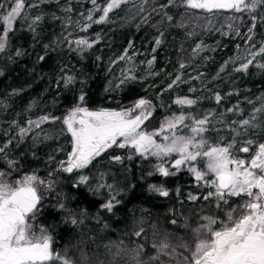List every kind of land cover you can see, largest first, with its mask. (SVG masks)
Instances as JSON below:
<instances>
[{
  "label": "trees",
  "instance_id": "obj_1",
  "mask_svg": "<svg viewBox=\"0 0 264 264\" xmlns=\"http://www.w3.org/2000/svg\"><path fill=\"white\" fill-rule=\"evenodd\" d=\"M33 2L25 0V8ZM97 2L103 4L104 0ZM162 3L166 0H149L144 7L150 10ZM65 7L72 11L66 13ZM138 7L139 0H132L110 13L108 22L94 23L82 32L75 24H66L65 18L70 15L73 21L83 24L81 14L86 15L92 8L90 0H48L30 10L31 16L43 15L36 33L28 29V22L17 19L14 31L8 35V48L0 53V145L12 139L7 157L0 158V171L9 172L7 161L13 160L14 166L3 178L8 183L32 174L45 182L50 179L55 182L51 189L45 185L38 187L41 201L32 226L37 234L42 228L51 236L53 253L66 257L72 264H136L133 254L137 246L143 245L140 259L148 260L156 254L152 243L165 236L176 248L179 260V254L189 253L178 245L182 241L192 244L193 231L207 223L203 217L225 219L224 205L217 209L214 198L203 200L209 189L202 187V182H197L187 167L163 177L155 172L154 158H142L129 148L113 146L85 169L73 173L58 171L59 162L66 161L72 150L71 134L62 120H50L23 139L17 135L16 125L26 126L28 120L36 121L43 115L62 118L81 103V94L84 95L82 106L89 110L126 109L144 98L151 101L148 130L157 129L163 120L180 115L185 117V124L193 125L194 119L211 113L204 137L212 144H227L230 120L240 119L228 110L238 106L247 115L264 98V69L254 62L246 72L235 70L249 47L243 39L252 23L247 14L221 11L212 17L209 28L204 19L209 14L192 10L200 19L189 22L186 18L185 27H175L185 13L183 6L169 8L174 19L163 23L155 13L147 23H141L142 15L147 13L137 15ZM259 14H264V9H258ZM99 15V12L95 14ZM235 16L243 19L236 20ZM153 25L164 33L155 52L154 41L159 32ZM4 27L0 23V31ZM234 29L240 35H234ZM97 36L99 41L90 49L81 51L75 44L69 47V41L81 37L94 40ZM130 42L133 49L128 50V55L133 59L119 60ZM252 42L257 47L264 42V23L259 20ZM201 44L203 50L194 54L193 49ZM17 51L22 55L17 56ZM39 56H45L44 61H39ZM257 61L264 63L260 57ZM129 74L136 79L121 83L123 75ZM177 75L184 82L169 89ZM67 76L75 78L68 87L64 84ZM215 94L221 97L219 103ZM183 97L195 103L191 106L175 103ZM253 138L264 142V127ZM239 154L251 155L233 152ZM114 155L124 157L123 163L112 161L110 157ZM194 163L198 169L204 166L200 158ZM81 175L88 177L87 183H79ZM206 179L212 180V174ZM101 184L111 185L112 189L99 187ZM150 185L164 187L169 196L151 191ZM189 193L200 198L189 200ZM114 194L119 203L107 211L102 205ZM238 200L239 197H232L228 208L238 204ZM72 218L78 223L71 224ZM172 219L177 220L176 225L171 224ZM213 227L218 229L219 224ZM141 228L142 236L136 237L134 233ZM161 259L168 264L171 258Z\"/></svg>",
  "mask_w": 264,
  "mask_h": 264
},
{
  "label": "snow or ice",
  "instance_id": "obj_2",
  "mask_svg": "<svg viewBox=\"0 0 264 264\" xmlns=\"http://www.w3.org/2000/svg\"><path fill=\"white\" fill-rule=\"evenodd\" d=\"M46 2L48 0H34L33 3L28 4L26 9L25 0H0V23L5 25L3 31H0V53L8 48V35L9 32L14 31V23L17 19L28 22V29L33 34L36 33L39 23L43 20V15L31 16L30 10L39 8L40 4ZM131 2L132 0H104L103 4H99L97 0H90L92 8L86 15L81 14L85 21L83 24L78 20L73 21L70 15L66 16L65 21L66 24H75L80 31L84 32L94 23L108 22L110 13ZM148 2L149 0H139L136 14L147 13L142 15L141 23H147L152 13L161 17L160 23L171 22L174 17L169 14L168 9L180 6L184 7L185 13L181 16L180 22L174 25L175 27H185L186 18L189 22L193 18L199 20L200 17L196 16L192 10H202L209 14L204 17L208 21L209 28L212 17L221 11L247 14L252 23L243 39L249 47L246 49L247 55L235 70L246 72L250 65H254V62L255 66L264 69V63L257 61V57L264 60V42H261L259 47L252 42L257 20L264 23V14L257 15L258 9H264V0H166V3L160 4L159 8L153 7L150 10L144 7ZM64 11L70 13L72 9L65 7ZM97 12L100 13L98 17L95 16ZM234 19L241 20L243 17L235 16ZM229 27L232 26L229 25ZM157 31L159 36L155 38L153 52L156 47L160 46L164 35L158 27ZM233 34L240 35V32L234 29ZM98 41L99 36L94 40L81 37L69 41V47L75 44L77 49L83 51L92 48ZM129 49H133L131 42L128 49H125L118 59L131 61L133 57L128 55ZM202 50L201 44L197 45L193 52L198 55ZM135 54L133 50V55ZM16 55L19 56L22 53L17 51ZM44 59L45 56L38 57L39 61H44ZM154 59L155 57L149 60L148 64L151 65ZM232 62L235 63V59ZM180 67L183 68L184 64L181 63ZM223 70L222 67L221 71ZM134 79H136L135 75H123L120 82L124 83ZM74 80L73 76H67L64 79L65 86H70ZM182 82L184 81L181 76L177 75L168 88L171 89ZM215 99L219 103L220 95L215 94ZM79 101L81 103L74 106L62 118L43 115L36 121L28 120L26 126L16 125L19 129L17 135L23 139L35 129L40 128L42 124L50 120L61 119L63 125H66V131L71 134L72 150L68 153L66 161L59 162L58 171L73 173L74 170L85 169L113 146L119 149L129 148L142 158H155L157 160L154 166L155 172L163 177L175 175L176 171L187 166V170L194 175L195 180L202 182L201 186L209 189L203 196V200L210 201L214 198L217 209H220L222 204L224 205L225 219L218 221L212 216L203 217L202 219L207 223L200 224L193 231L192 244L182 241L178 245L189 253L188 256L181 253L179 254L181 258L177 260L176 248L165 236L160 241L152 243L156 254L148 260L140 259L143 245L137 246L133 254L136 264H165L162 257L171 258L168 264H172V261H175V264H264V142L253 138L264 127V98H261L260 106L253 105L252 111L247 115L238 106L228 110L233 115H239L240 119L230 120L228 124L230 135L227 144H212L204 137L203 134L208 131L206 125L210 122L211 113L205 114L203 118L194 119L193 125L185 124L183 115L166 119L158 131L149 133L142 129L144 121L151 115V101L147 99L141 98L131 107L119 111L89 110L82 106L83 94L80 95ZM175 103L181 106H191L195 100L183 97L178 98ZM181 125L189 129L188 134H179L182 132ZM156 137H161V139L158 141ZM237 137L242 139L238 141ZM244 137L247 138L244 139ZM238 143L239 147H237ZM11 144L12 139H9L5 144L0 145V158L7 157ZM233 152L251 153V155L242 158L233 155ZM174 155L176 158L168 159ZM198 158L203 161L202 169H198L194 163ZM110 159L121 164L124 161V157L119 155L111 156ZM128 159H131V156ZM7 163L10 172L15 161L8 160ZM165 163L169 166H164ZM170 168L175 171H170ZM9 172L0 171V264H72V261L66 257L53 253L51 236L47 235L42 228L37 234L32 226V221L39 212L38 205L41 201V195L37 191L38 187L45 185L47 189H51L55 182L51 179L45 182L32 174L26 175L21 181L10 184L3 179ZM209 174L214 175L215 178L207 180L206 177ZM49 175L51 176V173ZM87 182L88 177L81 175L79 183ZM99 187L112 189L111 185L101 184ZM150 190L162 197L169 196V191L162 186L150 185ZM232 197H244V199L235 207L228 208ZM199 198L191 193L188 194L189 200L196 201ZM115 203L119 201L116 200L114 194L102 207L107 211H112ZM69 215L72 214L69 213ZM69 222L73 225L78 223L75 218L70 219ZM217 223L219 224L218 229L213 227ZM171 224L176 225L177 220L172 219ZM184 227H188L187 223ZM143 232L144 229L141 228L134 235L141 237Z\"/></svg>",
  "mask_w": 264,
  "mask_h": 264
},
{
  "label": "rangeland",
  "instance_id": "obj_3",
  "mask_svg": "<svg viewBox=\"0 0 264 264\" xmlns=\"http://www.w3.org/2000/svg\"><path fill=\"white\" fill-rule=\"evenodd\" d=\"M109 110H111V109H109ZM116 111H119V110H116ZM139 110H137V112H138ZM134 114H136V113H134ZM150 117V116H149ZM149 117H148V119L147 120H145L144 121V123H143V125H142V129L144 130V131H146V132H149V133H151V132H154V131H158L159 129H160V126L165 122V120H163V122L162 123H160L161 125H159V127L157 128V129H153V130H148L147 129V127H146V123H147V121L149 120ZM169 119H171V118H169ZM180 128L182 129V132L181 133H179V134H188L189 133V129L188 128H184V127H182V125L180 126ZM156 139L159 141L160 139H161V137H156ZM235 156H238V157H242V158H247L246 156H243V155H235ZM153 158V157H152ZM174 158H176L175 157V155L173 156V157H170V158H168L169 160H172V159H174ZM155 159V158H154ZM155 161H156V163H157V160L155 159ZM164 166H169L168 165V163H165V165ZM184 167H187V166H184ZM204 167V166H203ZM172 170H174V169H171L170 168V171H172ZM213 176V179L215 178L214 177V175H212ZM16 183V182H15ZM10 184H14V183H10ZM37 191H38V189H37ZM38 194H39V191H38ZM244 199V197H239V200H238V202L239 203H241L242 202V200ZM238 203V204H239ZM237 203L233 206V207H235L236 205H238Z\"/></svg>",
  "mask_w": 264,
  "mask_h": 264
}]
</instances>
